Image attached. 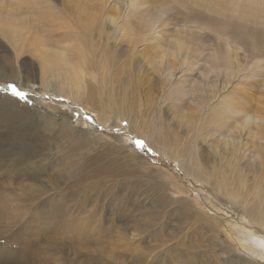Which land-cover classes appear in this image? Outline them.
<instances>
[{"label": "bare ground", "instance_id": "6f19581e", "mask_svg": "<svg viewBox=\"0 0 264 264\" xmlns=\"http://www.w3.org/2000/svg\"><path fill=\"white\" fill-rule=\"evenodd\" d=\"M60 1L63 15L53 13L50 0H0V90L7 92L0 93V240H10L9 233L15 228L24 243L17 256L14 245L0 244V264L67 263L70 254L79 256L88 243L103 242L99 235L108 231L103 227L110 226L96 217L103 207L92 203L107 194L101 187L103 178L110 185L112 181L125 184L120 181L133 179L131 174L144 166L136 162L133 168L119 161L132 155L122 150L126 135L150 148L155 145L164 154L169 149L182 176L210 191L207 196L202 194L205 207L196 211L189 238L181 234L176 245L165 250L170 255L180 245L177 262L168 257L162 259L163 264H251L248 259L255 249L243 247L233 232L254 237L264 251V110L256 113L263 109L258 105L253 106L254 112L248 109L241 95L244 89L240 94L228 91L240 73L243 77L259 70L243 62L238 51L245 49L232 46L225 36L213 51H204L198 46L202 39L189 31L193 28H183L186 22L183 26L165 22L147 0ZM71 10L76 13L74 21L69 17ZM122 41L126 49L119 51ZM137 52L152 59L154 66L150 65L156 72L151 69L149 74L157 73L160 84L158 96L141 106L152 115L156 107L170 110L166 116L160 114V127L154 117L143 119V110L135 115L126 92L116 90L118 70L132 77L131 66L117 59ZM136 76L141 77L138 72ZM6 82L24 93L23 97L7 90ZM88 113L96 114L98 126L87 122ZM123 119L127 128L121 127ZM80 120L84 129L76 125ZM202 144L208 149L209 167L200 160ZM245 157L247 163L241 164ZM170 173L167 169L171 181ZM173 175V185L180 188L178 176ZM92 192L89 201L86 196ZM80 200L85 208L79 206ZM110 203L109 207L116 206ZM147 206L156 207L151 203L146 210ZM110 209L118 214L129 210L124 204ZM221 211H232L236 220L222 216ZM155 224L156 220L149 219L144 229L151 228L154 235L164 230L159 225L152 229ZM39 233L42 246L37 243ZM222 235L226 238L221 239ZM115 243L109 240L102 253L122 264V257L108 250ZM234 248L243 255H236ZM90 260L97 263L99 258Z\"/></svg>", "mask_w": 264, "mask_h": 264}, {"label": "rangeland", "instance_id": "374dc122", "mask_svg": "<svg viewBox=\"0 0 264 264\" xmlns=\"http://www.w3.org/2000/svg\"><path fill=\"white\" fill-rule=\"evenodd\" d=\"M50 1H51L52 10H54L53 13H55L56 15H63L62 13L64 11V8L61 6V1L60 0H57V1L50 0ZM53 2L55 4H53ZM147 3L157 8V10L160 12L161 17L163 18L165 22L176 21L177 25H180V26L181 25L183 26V22H186V25L183 28L187 27L186 28L187 30H189L190 28H193V29H190L189 31L192 30L191 32L196 33L195 34L196 38L202 39L203 44H198V46L201 49L206 48L204 51H207V52L213 51L214 48L217 46V44L221 43L220 41L222 42L224 41L225 36H226L227 41L232 43V46L234 44V46L236 45L237 47L241 46L243 49H245V51L243 50L238 51L239 56L242 57L243 62H246L248 66L250 67L255 66L259 70H255L256 73L254 75L248 74L246 72L245 76L243 77H242L243 73H240L241 75L239 77L237 76L235 80L232 79L233 85L232 86L230 85V88L228 87V91L230 92L234 91L237 94H240L241 90L244 89L241 95L244 98V101H246L245 103L248 109L249 110L251 109L253 111L252 109L253 106L255 108V106L258 105L259 108L262 107L263 109H257L254 111L256 113H259L260 111L258 112V110H261L263 113V110H264V107H263L264 106V0H147ZM40 9L44 10L46 9V7H41ZM74 14L76 13L73 10H71L69 13V17H71L70 18L71 21L76 20ZM191 15L192 16L195 15V17L193 16L191 17L192 18L191 19L190 18ZM191 21L194 22L195 24L191 23ZM106 23L107 22H105L104 24ZM71 28L75 32L79 31L75 25H71ZM104 30H105L104 31V34H105L107 30L106 28H104ZM212 30H215V31H212ZM224 32H227L228 34L224 35L223 34ZM113 40L114 39L110 40L109 42L110 46L113 45L114 43ZM124 43L123 41L122 43H120L118 47L119 51H124L126 49V46H125L126 44ZM195 45H197V43ZM117 54H118V51H117ZM134 54H135V57H134ZM134 54H131L129 58L127 57V55H124L117 59L118 63H123V65L126 64L129 67L131 66L130 68H131L132 77L128 78L127 76L128 72L126 73V71L121 72L118 70L117 84H115L116 90L119 91L120 89H122L124 92H126L127 98H128V106L130 105V108L133 110V113L135 115L137 114L139 116V114H141V111L143 110L142 112L144 113H142V115L144 114L146 116L143 119L148 120L149 118L154 117L153 121H156L155 124H157V121H158V124L156 125V127H160V122H159V117L161 116L160 114L162 115L168 114L170 110L167 109V107L165 106H161L162 108H160L161 110L160 112V110L156 107V109L153 110L154 112L152 115V113L148 114L149 109L147 107L141 106V104H144V103L150 104L146 101L152 99L153 97H157L159 94L160 84L157 82V79L155 78V74L157 73L149 74L150 71L152 70H153V73L156 72V70L151 66V65L154 66V64H152V59L149 57L148 54L145 55V54H141L138 52ZM140 60L143 64L139 62ZM137 72L140 74V76L142 74L143 75L141 77H138V76L135 77ZM134 73L135 75H133ZM9 83L6 82V86H8ZM31 84L32 83H29L30 87H35L36 85V84L35 85L34 84L31 85ZM156 85L158 87H156ZM8 89L10 88L7 87V90ZM5 91L6 90H0V93L7 95V92ZM132 91H133V94L134 92H136V94H134L133 100H132V97L129 96V95H132L130 94ZM152 92H154V94ZM217 97H218V94L216 98ZM44 100L49 101L48 103L55 104L54 100H51L52 102L50 100H46V99ZM158 103L161 104V101H158ZM247 104L250 106V108ZM140 108L141 110H138ZM77 112L78 111L75 109L74 110L75 116L79 114V112L78 113ZM88 114L90 118L87 119V122L90 123L92 126H98L99 123L97 122L96 114L94 113H91V114L88 113ZM78 122H76V125L78 127H81L82 129L86 127L84 124H82L84 123L83 121L80 120ZM124 126L126 127V123H125V120L123 119L121 127H124ZM106 133L110 134L111 132L107 130ZM105 138L107 139L108 137H105ZM132 138L133 137H127L126 135V137H124L122 141L124 142V139H127L125 140L126 149H122V150L125 153H132V155L124 159H119V161H121L122 164L126 162L128 166H131L133 168H135L134 164H136V162H143L144 163L143 168L142 169L137 168L134 171V174H131V175H134V177H132L134 180L130 178L129 180H126V181L124 180L120 181V182L125 183L121 185L120 183L116 184L114 181H112L111 183L113 184L110 185L109 184L110 182L106 181L107 178L104 177L103 178V180L105 179L104 184L101 182V187L104 185L102 187V190L106 191L107 194L103 195L102 197H99L101 199L96 200L95 202L92 201L93 192L89 193L86 196L87 198H91L89 199V201H92V203H94L97 207L98 206L103 207V209L98 210L99 212L96 214V217L101 220L102 225L109 224L110 228L103 227L104 230L108 229V231H104V233H101V235H99L100 237H103V242L100 245H97V242H94V241L88 243L85 246V248L81 249L83 251L79 256H77L76 254H70V256L68 257H70L71 262L67 260L69 261L67 263H71V264H83V263L84 264H116L114 261L115 259L114 260H112L111 258L106 259L107 254L103 255L102 253V250H105L108 247L107 243L109 240H112V241L116 240V243L110 246L108 250H111V252H113L114 250L113 253H114V256L116 255V258L122 257V264H132V262L133 264H135L136 261H137V264H147L149 261L151 263L149 262L148 264H163L164 260L162 259H165L168 257L172 258L175 263L177 262V258H178L177 253L180 254V250L178 248L179 247L181 248V246L177 245L178 248L172 250L170 252V255H167L165 250H167L168 247H172L173 245L175 246L176 242L178 241L180 236L182 237L183 234H185L184 237L187 236L189 238V235L194 228L193 224L195 222L193 219H195L196 211L202 212L201 207H205L204 203L202 202L204 201L202 199V194L203 196L205 195L207 196V194H209L210 191L209 189H207L208 187H206L205 185H202L198 181L194 182V181H191L190 179L187 180L185 177L182 176L181 171L178 170L179 167L177 165L178 164L177 161H175L174 159L172 160L170 156L171 151L169 149H166V153L164 154L163 152H159V148H156L155 145L151 146L150 148L149 147L150 145L147 146L143 144V142L137 143L138 139L132 140ZM103 140L104 139H102V141ZM105 142H108V141H105ZM109 145L110 144H107L106 146H109ZM128 146H130L132 150H128L127 149ZM141 146L142 147L144 146L142 150H140ZM198 148L201 154V158H200L201 162L204 165H206V167H209L208 166L209 157H207L208 155L207 147L203 145V147H198ZM203 150L205 151V155L204 153H202L204 152ZM202 155L204 157H202ZM242 161H241V164L242 163L246 164L248 161L247 157H245ZM246 167L248 166H245V168ZM167 169L171 173L174 174V175L172 174L173 176H176V175L178 176L176 177V179L178 178L177 183L178 185L179 184L181 185L180 188L175 187L173 185V177L171 173H170V177L172 179L171 181L169 180L167 176ZM98 179H101V178H98ZM160 180H165V182L163 181V183H161ZM105 181L109 183H105ZM129 181L131 182L129 183V185H127V182ZM81 200L79 202L80 204L79 206L81 208H85L86 203H83ZM111 201H114V204L116 206L111 205L110 207L117 209L118 204H124L128 206L129 210L124 214L123 213L118 214L119 212L117 213L115 210L110 209L109 203ZM151 203H152V208L153 206H156L153 208L154 210L153 209L151 210V208H148V206L146 210L145 209L146 205H149ZM160 203H161V207H160ZM162 203L164 204V206L162 205ZM155 208L156 209L158 208L157 211H155ZM195 208H198V209H195ZM208 210L210 211V209ZM162 212H165L166 214L164 215V217L161 215H155V214H160ZM228 213L226 212L223 213V211H221L222 216L229 218V216L231 215L230 219H235L233 215L234 213L232 211L231 212L229 211ZM89 214L90 213H88V215ZM152 214L154 215L153 218L152 216H150ZM171 215L173 216L171 217ZM149 219L156 220V224H155L156 226L152 227V229L156 228L159 225L160 226L159 228H164V230L162 229L160 232L154 235L152 234L150 230L151 228L144 229L146 226L145 224H147ZM100 230H102V228H100ZM168 234L170 236L175 234L176 236H174L171 240L163 241V239H168L167 238L169 236ZM9 235H10V240L6 238L1 239L0 244L2 243L4 244L5 242H7V244L9 245H14L15 247L13 249H14L15 256L20 255L22 253L23 244H24L23 239L20 236V233L17 230H15V228H13L12 231H10ZM233 236L236 237V239H238L241 242L243 247H247L248 245H250L251 247L255 249V252L251 255V257H249L250 259H248L251 261L250 262L251 264H262V263L264 264V251H261L260 248L256 245L255 243L256 240L254 237L252 236L244 237V235H242L240 232L236 230H234ZM95 238L96 237H93V239ZM223 238L225 239L226 237L222 235L221 239ZM37 240H38L37 243L40 246L44 245L43 244L44 239L43 237H40V233L38 234ZM164 242L165 244L163 245ZM149 246L154 248L153 251L149 250ZM233 251L236 255H243V253L240 252L238 248L237 249L234 248ZM162 252L164 253L162 254ZM153 253L155 255L151 257ZM130 254L132 255L130 256ZM96 256H98L99 258L97 263L90 260V258H93ZM220 258L222 259V257H219V259ZM158 259H159V263H158ZM211 262L213 261H210V263ZM65 263H60V264H65ZM218 263H220V261H218ZM212 264H215V263H212Z\"/></svg>", "mask_w": 264, "mask_h": 264}, {"label": "snow or ice", "instance_id": "6c2138e0", "mask_svg": "<svg viewBox=\"0 0 264 264\" xmlns=\"http://www.w3.org/2000/svg\"><path fill=\"white\" fill-rule=\"evenodd\" d=\"M8 87L11 89L14 95L23 97L24 93L18 91L14 86L9 85ZM137 143H139V141Z\"/></svg>", "mask_w": 264, "mask_h": 264}]
</instances>
